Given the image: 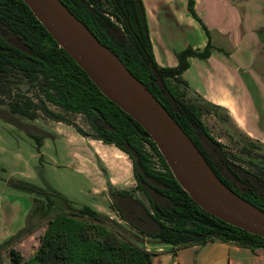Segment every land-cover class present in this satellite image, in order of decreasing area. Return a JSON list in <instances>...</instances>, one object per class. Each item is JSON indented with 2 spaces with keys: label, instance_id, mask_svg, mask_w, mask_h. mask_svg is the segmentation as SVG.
<instances>
[{
  "label": "trees",
  "instance_id": "trees-1",
  "mask_svg": "<svg viewBox=\"0 0 264 264\" xmlns=\"http://www.w3.org/2000/svg\"><path fill=\"white\" fill-rule=\"evenodd\" d=\"M62 1L146 84L191 137L217 175L264 210V172L252 171L230 160L223 144L211 135L205 124L201 106L186 100L190 89L183 74L190 66V58L207 59L212 44L208 42L204 50L188 47L177 53V66L162 67L155 59L143 0ZM103 8L110 11L108 15ZM188 8L198 18L194 0H189ZM101 21L121 27L127 39L115 38ZM198 97L207 105L221 109ZM49 104L83 114L93 134H87ZM41 114L74 125L80 134L112 144L126 153L132 161L136 186L132 190L116 189L109 179L113 205L121 219L118 221L89 205L73 207L57 192L42 193L23 185L39 193L36 203L41 201L38 196L46 194L32 215L49 216L57 207L62 211L49 219L31 258L23 259L16 249H10L12 264H153V253L136 242L143 241L144 237L134 234L122 221L149 239L177 247L218 240L250 249L264 248L263 236L213 216L191 198L149 132L101 90L24 0H0V117L25 126V121L34 122ZM28 130L40 150L43 136L39 129L38 132L33 128ZM240 187L245 189L242 191ZM135 190L146 195L150 207L135 197ZM29 220L30 217L18 234L30 229ZM136 236L137 239H132Z\"/></svg>",
  "mask_w": 264,
  "mask_h": 264
},
{
  "label": "rangeland",
  "instance_id": "rangeland-1",
  "mask_svg": "<svg viewBox=\"0 0 264 264\" xmlns=\"http://www.w3.org/2000/svg\"><path fill=\"white\" fill-rule=\"evenodd\" d=\"M183 2L186 0H176L175 4H167L164 8L180 11ZM186 8L184 12L188 13ZM102 10L107 15L110 12L104 8ZM101 25L107 27L110 34L118 40L127 39L121 27L112 26L107 21H101ZM190 92L188 91L186 100L194 101L201 106L203 120L211 135L223 144L226 156L252 171L264 172V143L258 141L263 143V146H257V141L246 134L226 110L213 108L199 98L200 95ZM49 105L75 122L87 134H93L92 126L83 114L71 113L53 104ZM25 124L20 126L0 117V264H12L11 248L16 249L23 259L31 258L40 245L41 236L47 228L49 219L62 211V208L57 207L49 216L32 215L36 205L43 201L46 194L38 196L41 201L36 203L35 198L39 193L31 192L23 185L33 187L42 193L57 192L69 200L73 207L89 205L121 221L109 190L108 167L96 154L91 137L80 134L74 125L51 120L43 114L36 121H25ZM29 128H33L34 132H38L39 129L43 136L40 150ZM205 144L208 147L206 141ZM111 157L115 159L113 155ZM111 164L116 179L123 183L121 186L125 188L129 185L127 189L132 190L136 186L133 172L129 169L132 161L111 160ZM132 181L135 183L134 186L130 185ZM124 183L128 185L124 186ZM115 188L118 189L116 186ZM240 189L243 191L245 188ZM134 195L150 207L143 192L135 190ZM28 217L30 229L18 234L27 226ZM122 224L137 236L144 237L143 241L136 242L147 249L150 248L148 250L153 253V264H211V261L217 258V251L211 250L212 245L180 247L177 255L174 245L149 239L128 223L122 221ZM16 234L18 235L15 239L7 242ZM137 236L132 239H137ZM221 264H229L227 253Z\"/></svg>",
  "mask_w": 264,
  "mask_h": 264
},
{
  "label": "crops",
  "instance_id": "crops-1",
  "mask_svg": "<svg viewBox=\"0 0 264 264\" xmlns=\"http://www.w3.org/2000/svg\"><path fill=\"white\" fill-rule=\"evenodd\" d=\"M143 1L157 63L175 67L178 52L188 47L204 50L210 42L211 55L207 59L191 57L183 74L190 93L226 110L246 134L264 143V0H194L199 19L189 11V0L183 2L180 11L164 8L176 0ZM170 26L173 28L169 29ZM90 139L96 154L108 167L113 185L129 190L127 183L124 188L116 179L111 164V160H130L128 155L112 144ZM129 169L132 171V166ZM134 184L132 181L130 185ZM209 245L217 251L211 264H221L226 253L229 264L264 262V248L250 249L218 240L187 246ZM174 249L178 255L181 248Z\"/></svg>",
  "mask_w": 264,
  "mask_h": 264
},
{
  "label": "water",
  "instance_id": "water-1",
  "mask_svg": "<svg viewBox=\"0 0 264 264\" xmlns=\"http://www.w3.org/2000/svg\"><path fill=\"white\" fill-rule=\"evenodd\" d=\"M24 1L57 40L56 33L72 37L111 77L125 95L131 110L106 94L90 70L58 40L88 71L101 90L149 132L176 179L198 205L213 216L264 237V210L237 193L217 175L191 137L114 50L104 44L62 0ZM174 133L183 139L189 151L176 146ZM192 178L199 180L210 191L223 210L203 199Z\"/></svg>",
  "mask_w": 264,
  "mask_h": 264
},
{
  "label": "bare ground",
  "instance_id": "bare-ground-1",
  "mask_svg": "<svg viewBox=\"0 0 264 264\" xmlns=\"http://www.w3.org/2000/svg\"><path fill=\"white\" fill-rule=\"evenodd\" d=\"M54 30V29H53ZM56 36L60 43L67 47L78 61L88 68L91 72L92 77L97 81L103 91L111 96L113 99H116L121 105L131 110V106L128 103L125 95L119 87L113 82L110 76L102 69V67L87 53L72 37L68 35H63L56 33ZM174 138L176 146L180 149L189 151V147L183 141V139L177 134L174 133ZM193 183L195 184L197 190L203 197L205 201L209 204L223 210V208L215 201L212 197L210 191L197 179L192 178Z\"/></svg>",
  "mask_w": 264,
  "mask_h": 264
},
{
  "label": "flooded vegetation",
  "instance_id": "flooded-vegetation-1",
  "mask_svg": "<svg viewBox=\"0 0 264 264\" xmlns=\"http://www.w3.org/2000/svg\"><path fill=\"white\" fill-rule=\"evenodd\" d=\"M232 188V187H231Z\"/></svg>",
  "mask_w": 264,
  "mask_h": 264
}]
</instances>
